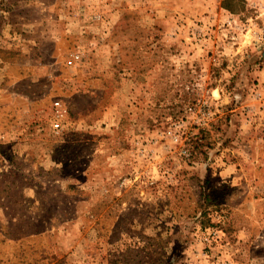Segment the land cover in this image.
Segmentation results:
<instances>
[{
  "label": "rangeland",
  "instance_id": "rangeland-1",
  "mask_svg": "<svg viewBox=\"0 0 264 264\" xmlns=\"http://www.w3.org/2000/svg\"><path fill=\"white\" fill-rule=\"evenodd\" d=\"M225 1L0 0V264H264V0Z\"/></svg>",
  "mask_w": 264,
  "mask_h": 264
},
{
  "label": "built area",
  "instance_id": "built-area-1",
  "mask_svg": "<svg viewBox=\"0 0 264 264\" xmlns=\"http://www.w3.org/2000/svg\"><path fill=\"white\" fill-rule=\"evenodd\" d=\"M78 58H79L78 54L72 55L71 59L67 60V64L71 65ZM66 114H67V110L63 102H61L58 99L53 100L52 101L51 126L56 131H62L67 127ZM175 139L177 140L176 136H175Z\"/></svg>",
  "mask_w": 264,
  "mask_h": 264
},
{
  "label": "trees",
  "instance_id": "trees-1",
  "mask_svg": "<svg viewBox=\"0 0 264 264\" xmlns=\"http://www.w3.org/2000/svg\"><path fill=\"white\" fill-rule=\"evenodd\" d=\"M227 1H229V0H227ZM227 1H225V3H226ZM223 7H224L225 9H227V10L233 12L232 9H231L230 7H228L227 5H225V6H223Z\"/></svg>",
  "mask_w": 264,
  "mask_h": 264
}]
</instances>
